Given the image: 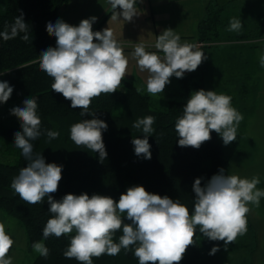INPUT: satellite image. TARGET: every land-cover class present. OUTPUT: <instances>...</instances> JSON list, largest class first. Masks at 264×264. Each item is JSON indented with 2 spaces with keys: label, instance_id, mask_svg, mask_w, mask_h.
Here are the masks:
<instances>
[{
  "label": "clouds",
  "instance_id": "1",
  "mask_svg": "<svg viewBox=\"0 0 264 264\" xmlns=\"http://www.w3.org/2000/svg\"><path fill=\"white\" fill-rule=\"evenodd\" d=\"M107 2L114 21L122 17L123 21L131 22L140 14L137 0ZM96 21L97 17L93 16L82 19L78 26L60 19L55 23L48 22L46 31L55 37L56 46L40 53L39 68L53 79L51 89L69 100L73 109L80 108L82 117L85 114L93 116L74 123L70 138L78 147L85 146L98 153L102 162L107 158L102 133L108 125L95 118L89 107L93 98L102 93L112 94L122 89L129 60L112 29L93 31ZM242 27L241 19L229 21V31L239 33ZM20 33H24L22 40L29 41L28 25L22 12L11 26L5 25L0 37L8 41ZM147 47L144 43H136L132 56L139 70L147 72L146 90L152 96H162L171 77L183 78L185 73L196 71L208 58L198 44L181 42L180 35L171 28L157 36L153 45L157 51H146ZM260 66L264 68V54L260 55ZM135 90L137 93L143 91L139 87ZM13 91L7 81H0V103H6ZM37 101L35 96L26 98L23 107L10 109V114L20 120L22 129L14 133V145L22 150L27 161V166L19 170L10 187L26 204H41L47 199L52 216L43 227L44 240L74 233L63 253L66 259L93 264V257L116 256L123 249L125 252L133 250L139 264H180L187 248L195 244L197 228L208 240L223 241L225 249L238 235L246 233L250 211L247 205L251 203L258 207L264 190L257 188L258 176L248 179L226 175L223 168L203 186V177L195 179L191 214L179 199L149 193L141 185L129 187L118 201L110 196H89L87 193H69L55 200L51 194L58 191L62 166L46 163L41 153L33 155L31 141L41 135ZM242 120L243 115L232 106L231 96L213 90L194 91L183 107V115L175 122L178 145L199 149L215 132L227 146L237 139V128ZM154 122V116H146L132 125L144 133L143 138L131 141L137 157L151 159L148 137L155 131ZM46 135L51 140L57 138L59 132L48 130ZM120 230L119 242H114L113 237ZM13 245L14 240L7 233L5 224L0 222V264H13L9 255ZM32 248L44 258L50 254L43 241L33 242ZM217 251L219 248L214 246L209 255Z\"/></svg>",
  "mask_w": 264,
  "mask_h": 264
},
{
  "label": "trees",
  "instance_id": "2",
  "mask_svg": "<svg viewBox=\"0 0 264 264\" xmlns=\"http://www.w3.org/2000/svg\"><path fill=\"white\" fill-rule=\"evenodd\" d=\"M68 1L0 0V32L5 30V25L11 26L22 12L30 37L27 42L21 39L24 33L8 41L0 37V81H7L14 88L10 99L0 103V158L14 161H0V211L24 229L26 253L30 256L26 264H80L63 255L74 233L60 238L50 236L44 240L43 227L52 216L48 211L47 199L41 204H26L10 187L19 170L27 166L22 150L14 145V133L22 129L17 119L12 118L10 109L23 107L26 98L35 96L38 99L37 114L41 119V135L31 141L33 155L41 153L46 163L62 166L58 191L51 194L55 200L69 193H87L89 196H110L118 201L129 187L141 185L149 193L179 199L191 214L194 208L195 193L192 185L195 179L203 177V186L221 168L226 175H230L223 141L217 133L212 132L211 139L199 149L178 145L175 122L183 115V107L190 94L204 89L202 80L195 81L193 75L181 79L183 99L167 101L162 109L154 107L149 96L137 93L136 88L128 82H122V89L115 93H102L93 98L89 112L95 113V118L108 125L102 133L107 151L104 161L99 160L98 153L85 146L78 147L71 140V126L83 119H92L93 116L85 114L82 117L80 108L73 109L69 100L51 89L53 79L39 68L40 53L56 46V39L47 33L46 25L60 19L59 12ZM220 11V8L208 9L206 19L198 25L200 43H248L263 38L261 32L264 29L257 33L258 27L245 25L241 33H226ZM222 38L225 41H221ZM117 105L120 106L119 111L116 110ZM146 116L155 117V131L148 137L151 145L150 160L137 157L131 142L133 138H143L142 129L133 128L132 125ZM48 130L58 131L59 136L50 140L46 135ZM121 235L122 230L117 231L113 237L114 242L118 243ZM200 237L204 236L197 228L195 244L187 248L180 264H227L223 253L243 247L239 238L226 245L225 249L223 241H210L206 237L200 241ZM39 241H43L50 250L47 258L39 253L34 256L32 244ZM214 246L219 251L209 255ZM92 259L93 264H139L133 250L125 252L122 249L116 256L104 254Z\"/></svg>",
  "mask_w": 264,
  "mask_h": 264
},
{
  "label": "rangeland",
  "instance_id": "3",
  "mask_svg": "<svg viewBox=\"0 0 264 264\" xmlns=\"http://www.w3.org/2000/svg\"><path fill=\"white\" fill-rule=\"evenodd\" d=\"M201 2L203 4L204 0H137L140 14L131 22H125L122 17L121 20H112L111 8L104 11L106 0H69V4L60 10L59 16L73 26H78L82 19L95 16L97 21L93 24V31H101L106 27L112 29L129 60L127 75L122 82L143 89L141 94L149 96L156 108H164L167 101L182 100L184 91L181 79L192 75L195 81L202 80L206 91L213 90L217 94L231 96L232 106L243 115V120L237 128V139L227 146L223 144L230 175L248 179L258 176L260 183L257 188L264 190V68L260 66L264 40L252 48L240 42L198 44L208 58L196 71L185 73L183 78L171 77V83L166 85L162 96L147 93L148 74L139 70L132 56L136 43L147 45L146 51H157L153 47L156 38L167 28L173 29L180 37H191L181 38V42L196 44L199 40L194 35L202 17L199 10ZM217 7L222 10L220 15L226 33H237L228 30L232 18L241 19L243 26L258 27L257 33L264 29V0H218ZM217 7L210 9L215 10ZM203 10L205 17V8ZM261 34L264 38V30ZM221 41L225 40L222 38ZM246 60L249 61L248 65ZM116 110H120L119 105ZM11 116L20 123L17 117ZM0 161L14 163L12 159L3 160L2 157ZM247 206L250 209L247 231L237 236L243 247L223 253L227 264H264V197H261L258 207L251 203ZM203 239L199 238L200 241ZM37 254L34 251V256Z\"/></svg>",
  "mask_w": 264,
  "mask_h": 264
},
{
  "label": "crops",
  "instance_id": "4",
  "mask_svg": "<svg viewBox=\"0 0 264 264\" xmlns=\"http://www.w3.org/2000/svg\"><path fill=\"white\" fill-rule=\"evenodd\" d=\"M68 4H69V1H68L67 5ZM203 4L201 2L199 5L200 6L199 10L201 12L200 14H202L201 15L202 17L198 21L197 30H196L195 35H194V37H196L197 39H198V25L206 19L208 9L218 6V0H204ZM109 8H111V6L108 4V2L106 0V4L104 5L103 9H104V11H106ZM203 8H205V13H204L205 17H203V11H204ZM219 8L220 7H217L215 10H217ZM181 38H183V37H181ZM187 38H189V37H184L183 39H187ZM263 40H264V38H261L260 40H257L254 42L250 41L248 43H243V45H245L249 48H252V47L257 46L259 44V42H261ZM196 44H202V46L204 45V43H200L199 41H197ZM254 44H255V46H253ZM246 62L248 65L249 61L246 60ZM0 222L5 224L7 233L14 240V245L9 252V255L13 259V264H25L28 261L30 256L26 253V235H25L24 229L14 219L8 217L7 215H5L1 211H0Z\"/></svg>",
  "mask_w": 264,
  "mask_h": 264
},
{
  "label": "built area",
  "instance_id": "5",
  "mask_svg": "<svg viewBox=\"0 0 264 264\" xmlns=\"http://www.w3.org/2000/svg\"><path fill=\"white\" fill-rule=\"evenodd\" d=\"M199 45H201V46H202V44H199Z\"/></svg>",
  "mask_w": 264,
  "mask_h": 264
}]
</instances>
